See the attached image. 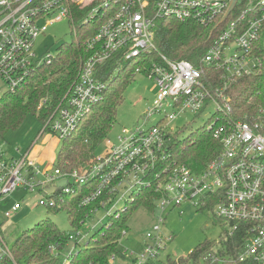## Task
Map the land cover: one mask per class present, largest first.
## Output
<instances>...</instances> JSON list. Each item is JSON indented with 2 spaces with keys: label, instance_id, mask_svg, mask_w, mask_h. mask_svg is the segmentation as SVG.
Segmentation results:
<instances>
[{
  "label": "built area",
  "instance_id": "1",
  "mask_svg": "<svg viewBox=\"0 0 264 264\" xmlns=\"http://www.w3.org/2000/svg\"><path fill=\"white\" fill-rule=\"evenodd\" d=\"M228 9L229 2L202 0H0V82L9 95L18 94L43 66L52 63L53 57L37 58L35 51L36 40L49 26L67 19L87 39V54L81 60L75 86L59 102L32 148L47 132L66 139L77 131L83 119L104 100L110 79L101 81L100 70L113 61L136 65L135 74H145L158 89L143 125L124 129L118 144L107 139L106 151L96 156L89 170L42 171L30 159L31 150L19 158L1 160L0 203L17 191L42 193L55 184L56 196L40 200V206L53 209L63 204L64 197L74 195L76 188L89 183L92 189L83 196V206L92 204L106 191L114 194L115 202L127 183L131 189L136 188L130 195L141 187H150L159 196L156 208L162 215L153 233L147 235L150 243H146L137 264L152 263L174 240L173 235H162L164 216L187 202L199 210L213 207L214 216L225 224L229 238L240 235L246 239L240 263L264 264V132L257 122L234 118L232 99L226 93L228 85L264 68V57L255 47L264 35V0H251L237 14L236 7L223 21ZM159 19L190 21L218 30L199 66L184 60L170 61L158 51L155 28ZM93 29L96 31L92 36ZM211 69L221 71V89L209 88L205 72ZM47 103L48 98L42 102ZM165 105L175 110L166 117L168 125L161 127L163 121L145 131L143 127ZM210 108L215 114L207 129L221 149L197 173L174 159V130L169 123L186 111L201 114ZM63 181L65 186L59 187ZM20 209L16 203L4 217L11 218ZM75 234L79 236L78 231ZM79 246L76 243V248ZM50 252L56 259L54 264H60L63 253L58 254L52 247ZM72 255L63 264H68ZM4 257L14 261L0 231V260ZM207 258L215 261L212 255Z\"/></svg>",
  "mask_w": 264,
  "mask_h": 264
},
{
  "label": "trees",
  "instance_id": "2",
  "mask_svg": "<svg viewBox=\"0 0 264 264\" xmlns=\"http://www.w3.org/2000/svg\"><path fill=\"white\" fill-rule=\"evenodd\" d=\"M250 1L239 0L235 13H239ZM91 31L92 36L95 35L96 29ZM81 32L84 33L85 28H82ZM217 35L218 30L213 27L204 28L190 21L181 23L173 19H159L155 28V43L158 51L170 61L184 60L199 66ZM86 40L85 36H81L77 44L63 46L52 63L43 66L27 87L16 95H3L0 99V146L6 135L19 128L29 114L39 113L40 120L44 125L47 123L64 95L75 86L81 60L87 54L84 48ZM263 40L264 35L255 47L256 52L264 57ZM135 69L136 65L120 60L101 68L103 82L111 80L115 73L119 76L110 82L104 100L83 119L77 131L63 140L55 169L62 172H84L94 166L97 150L109 138L117 122L118 109L124 101V89L136 75ZM205 79L210 83L211 90L224 86L221 71L206 70ZM226 93L232 99L234 118L257 122L264 132V68L257 74L242 77L228 85ZM46 98L48 103L44 105L42 102ZM171 137L174 159L185 163L197 173L203 171L220 153L221 147L207 127L198 131L189 141L179 142L177 135L173 133ZM3 159V153H0V161ZM91 189V183L76 188L74 195L64 197L63 204L60 203L51 209L55 213L60 210L68 211L71 231L60 230L49 218L41 221L10 247L14 261L17 264H54L56 259L52 256L50 248H55L58 254L63 253L70 243V236L81 229L96 209L100 210L114 203V194L106 191L92 204L83 206L81 200ZM56 193H53V196H56ZM158 197L153 188L141 187L131 195L127 205L110 216L109 222L95 232L83 247L79 246L80 250L69 257L68 264H111L114 257L125 258L126 252L120 251L119 245L125 236L124 233L128 232L129 219L140 205L154 212ZM208 209L213 212V207ZM245 240L240 235L229 238L224 233L219 243L201 244L186 258L177 261L168 259V264H254L239 262ZM219 245L222 249L215 251V247ZM208 255L215 259L213 263L207 258ZM225 258H228V261ZM14 261L4 257L0 264H14Z\"/></svg>",
  "mask_w": 264,
  "mask_h": 264
},
{
  "label": "rangeland",
  "instance_id": "3",
  "mask_svg": "<svg viewBox=\"0 0 264 264\" xmlns=\"http://www.w3.org/2000/svg\"><path fill=\"white\" fill-rule=\"evenodd\" d=\"M80 37L78 29L75 31L67 19L57 22L49 26L44 35H40L36 40L35 51L37 58L49 56L56 58L63 46L77 44ZM117 76L119 75L115 73L110 82ZM6 91V86L0 82V99L5 95ZM157 91L155 82L145 76V74L137 73L134 76L123 92L124 101L118 109L117 122L108 138L112 143H119V137L122 136L124 129L130 131L143 125L148 109L155 102ZM57 106L50 117L56 112ZM41 107L42 105H40ZM173 113H175V110L165 105L160 113L154 115L147 122V125L143 127L144 130L158 126L163 121L161 127L167 126L166 117ZM214 114L215 110L213 108L205 110L201 114L186 111L179 114L174 122L169 123V128L174 130L173 134L177 135L179 142L189 141L198 131L203 130L205 127L208 128ZM44 126V123L39 118V113L36 115L29 114L19 128L10 131L6 135L0 146V153H3L4 159L19 158L30 151L29 149L32 148ZM63 140V138L49 132L45 133L37 141L35 147L31 149L30 158L36 164H39V168L42 171L47 167L48 172H53L55 166H57L58 152L62 147ZM105 151L106 147L102 144L97 150L96 156H101ZM42 162L45 163L43 166H41ZM56 190L57 185L55 184L46 187L42 193L17 191L0 203V231L8 247L13 246L17 240L32 230L38 223L48 218L62 231L72 230L67 210H60L55 213L53 210L42 207L39 204L40 200L52 196ZM134 190L136 191V188L131 189L128 183L125 184L112 205H106L89 218L78 231L79 236L75 234V239L68 244L61 256L60 264L64 263L69 254L80 250V247H83L95 232L109 222L110 216L120 208L125 207L127 202L130 201V194ZM16 203L21 205V209L13 214L11 218L6 219L4 213ZM161 215L162 212L159 208L151 212L143 205L138 206L127 223L128 232L119 245L120 251L126 252V257H114L111 264H137V258L142 254L146 243H150L147 240V235L153 233V228L158 224ZM164 218L162 235L165 237L173 235L174 240L168 243L164 250L160 251L158 259L154 261L155 264H168V259L177 261L180 258H186L204 243H219L227 230L225 224L220 223L208 208L199 210L188 202L172 208ZM76 243L81 246L76 248ZM221 249V245L215 247V251ZM225 259L228 261V258Z\"/></svg>",
  "mask_w": 264,
  "mask_h": 264
},
{
  "label": "water",
  "instance_id": "4",
  "mask_svg": "<svg viewBox=\"0 0 264 264\" xmlns=\"http://www.w3.org/2000/svg\"><path fill=\"white\" fill-rule=\"evenodd\" d=\"M202 1H226V2H229V9L224 16L223 21L226 20L227 17L236 9V7L239 3V0H202ZM263 50H264V40H263ZM65 184H66V181L61 182L59 184V187H63V186H65Z\"/></svg>",
  "mask_w": 264,
  "mask_h": 264
},
{
  "label": "crops",
  "instance_id": "5",
  "mask_svg": "<svg viewBox=\"0 0 264 264\" xmlns=\"http://www.w3.org/2000/svg\"><path fill=\"white\" fill-rule=\"evenodd\" d=\"M35 147V146H34ZM32 148H30L29 150H31ZM32 153V152H31ZM7 159H11V158H7ZM31 159V158H30ZM45 163L44 162H42L41 163V166H43ZM37 166L39 167V164H37ZM47 167L46 168H44V170L43 171H45V172H47Z\"/></svg>",
  "mask_w": 264,
  "mask_h": 264
}]
</instances>
